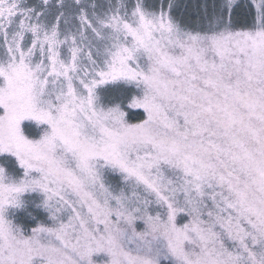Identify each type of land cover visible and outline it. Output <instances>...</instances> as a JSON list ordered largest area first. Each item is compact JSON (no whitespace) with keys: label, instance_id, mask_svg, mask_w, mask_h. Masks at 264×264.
<instances>
[{"label":"snow or ice","instance_id":"1","mask_svg":"<svg viewBox=\"0 0 264 264\" xmlns=\"http://www.w3.org/2000/svg\"><path fill=\"white\" fill-rule=\"evenodd\" d=\"M0 264H264V0H0Z\"/></svg>","mask_w":264,"mask_h":264},{"label":"trees","instance_id":"2","mask_svg":"<svg viewBox=\"0 0 264 264\" xmlns=\"http://www.w3.org/2000/svg\"><path fill=\"white\" fill-rule=\"evenodd\" d=\"M32 211H33V214L35 215V217H36L37 220H40L41 218H43V217H42V213H41L40 210H38V209L33 210V209H32ZM21 216H22V218L25 219V220H26L31 226H34V222L30 221L29 218L27 219V217H26L23 213L21 214ZM37 217H38V218H37Z\"/></svg>","mask_w":264,"mask_h":264},{"label":"rangeland","instance_id":"3","mask_svg":"<svg viewBox=\"0 0 264 264\" xmlns=\"http://www.w3.org/2000/svg\"><path fill=\"white\" fill-rule=\"evenodd\" d=\"M33 210H35V209H33ZM39 210V209H38ZM41 211V213H42V217L43 218H41L40 220H46V217H47V213H45L43 210H40ZM38 218V217H37ZM27 219H28V217H27ZM31 221V220H30Z\"/></svg>","mask_w":264,"mask_h":264}]
</instances>
